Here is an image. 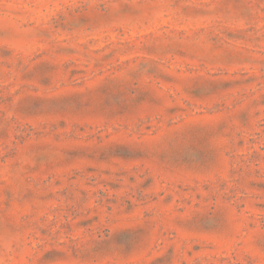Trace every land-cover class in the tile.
Here are the masks:
<instances>
[{
	"label": "rangeland",
	"instance_id": "rangeland-1",
	"mask_svg": "<svg viewBox=\"0 0 264 264\" xmlns=\"http://www.w3.org/2000/svg\"><path fill=\"white\" fill-rule=\"evenodd\" d=\"M0 264H264V0H0Z\"/></svg>",
	"mask_w": 264,
	"mask_h": 264
}]
</instances>
